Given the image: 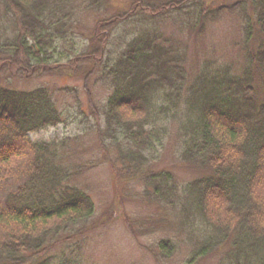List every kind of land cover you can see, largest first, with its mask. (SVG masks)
I'll use <instances>...</instances> for the list:
<instances>
[{"label":"trees","instance_id":"obj_1","mask_svg":"<svg viewBox=\"0 0 264 264\" xmlns=\"http://www.w3.org/2000/svg\"><path fill=\"white\" fill-rule=\"evenodd\" d=\"M103 2L0 0V80L81 71L84 81L103 82L110 89L105 100L94 103L85 90L90 112L77 105L73 116L82 115L114 175L143 180L151 197L178 206L188 225L199 218L211 227L212 235L198 222L193 227L200 237L192 255L225 245L226 264H264V98L256 88L258 80L264 86V0L226 7L203 0H128L120 13L98 18L87 35L79 34L76 12L97 10ZM225 10L239 19V68L205 61L188 78L185 49L165 37L164 23L180 32L178 22L185 23L198 34ZM60 44L69 47L59 51ZM56 105L45 87L0 84V264H81L74 256L45 255L51 234L71 230L94 212L89 195L68 184L70 173L59 162L66 139L28 137L66 122ZM168 117L179 120L180 158L208 170L180 188L169 172L145 169L147 154L153 157L164 144ZM158 248L171 244L164 240Z\"/></svg>","mask_w":264,"mask_h":264},{"label":"rangeland","instance_id":"obj_2","mask_svg":"<svg viewBox=\"0 0 264 264\" xmlns=\"http://www.w3.org/2000/svg\"><path fill=\"white\" fill-rule=\"evenodd\" d=\"M127 1L105 0L97 10L80 9L76 12L77 17H73L76 18L73 26L79 34L87 35L98 18L120 13L127 8ZM203 1L213 3L211 7L223 2L222 5L226 7L236 0ZM178 27L183 31H177L171 23L166 22L163 32L165 37H171L183 45V66L188 78L196 75L205 61L232 63L234 70L239 68L242 60L239 50L241 33L239 19L234 12H220L216 18L207 20L203 31L198 34L187 28L185 23L178 22ZM64 47L68 48L69 44L58 45V50H65ZM81 73L77 71L66 77L62 72H55L39 78L0 80L2 86L11 89L45 87L52 93L66 122L31 132L28 137L31 141L66 139L59 162L70 173L68 184L87 193L94 205V212L87 220L71 227V230L50 235L45 255L54 258L61 254L70 258L74 256L81 264H226L223 261L225 245L203 256L192 255L191 248L200 237L199 234L193 235V227L198 226V222L205 235H212L211 227H206L199 218L195 219L194 226L188 225L190 222L187 224L184 221L178 206L173 208L151 197L150 189H146L143 180L124 181L114 175L115 169L111 168L108 157L99 151L94 134L88 131L85 122H80L82 115L73 116L77 105L85 110V114L90 112L85 108V90L92 95L94 103L100 104L110 89L92 78L84 81ZM256 83L258 97L263 99L264 86L260 80ZM178 102L180 108L182 103L180 100ZM178 122L176 117L163 121L167 132L164 144L152 154L153 157L147 154L149 158L145 162V169L169 172L180 188L207 174L208 170L190 165L180 158L177 147ZM108 149L110 155L115 156L112 148ZM164 240L171 244V248L160 250L158 243Z\"/></svg>","mask_w":264,"mask_h":264}]
</instances>
